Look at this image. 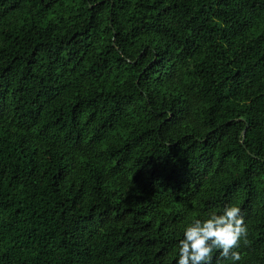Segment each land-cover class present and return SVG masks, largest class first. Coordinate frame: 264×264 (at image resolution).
I'll return each mask as SVG.
<instances>
[{
    "label": "trees",
    "instance_id": "obj_1",
    "mask_svg": "<svg viewBox=\"0 0 264 264\" xmlns=\"http://www.w3.org/2000/svg\"><path fill=\"white\" fill-rule=\"evenodd\" d=\"M226 205L264 264V0H0V264H177Z\"/></svg>",
    "mask_w": 264,
    "mask_h": 264
},
{
    "label": "clouds",
    "instance_id": "obj_2",
    "mask_svg": "<svg viewBox=\"0 0 264 264\" xmlns=\"http://www.w3.org/2000/svg\"><path fill=\"white\" fill-rule=\"evenodd\" d=\"M248 229L241 208L226 205L221 214L210 213L206 219H194L183 230L177 244V264H212L213 253L219 255L216 264L241 260L237 249L247 245Z\"/></svg>",
    "mask_w": 264,
    "mask_h": 264
},
{
    "label": "water",
    "instance_id": "obj_3",
    "mask_svg": "<svg viewBox=\"0 0 264 264\" xmlns=\"http://www.w3.org/2000/svg\"><path fill=\"white\" fill-rule=\"evenodd\" d=\"M246 131H247V129L243 133L244 136L246 135ZM242 144H244V141L242 142Z\"/></svg>",
    "mask_w": 264,
    "mask_h": 264
}]
</instances>
